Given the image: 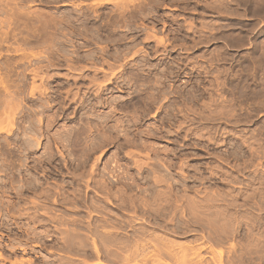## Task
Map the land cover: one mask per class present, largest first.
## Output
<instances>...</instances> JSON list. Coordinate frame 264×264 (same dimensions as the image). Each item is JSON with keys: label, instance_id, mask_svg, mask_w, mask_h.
Listing matches in <instances>:
<instances>
[{"label": "rangeland", "instance_id": "1", "mask_svg": "<svg viewBox=\"0 0 264 264\" xmlns=\"http://www.w3.org/2000/svg\"><path fill=\"white\" fill-rule=\"evenodd\" d=\"M97 1L0 0V126L2 125V130L0 128V194L2 192L0 195V244L2 245V249L0 248V251L2 255H5V258H7L6 254H10V256L8 255L10 260L4 262L0 261V264H10L7 262L20 257L23 259L31 258L35 264L37 261V264H54L53 261H51V263L46 262V255L58 256V254L64 255L66 253L64 256L70 255L73 257L75 254L67 253L63 250H58L47 245L44 246V243H49V241L52 244H56V238H58V236H48L50 238L49 240L47 236V239H45L46 237H34L28 232V230L31 232H39L45 228L44 226L37 225V222L33 223L28 217H26L28 214L32 213V207H29L30 209H28V206L32 205L29 204L31 203L29 202V199L39 198V200H42L43 198L39 197L40 195L37 194L40 190H37L38 192L34 191L30 185V187H27L28 185L24 181L17 182V180H19L18 177L20 176L17 175L19 174L17 170L19 168L25 169L27 166L32 165L36 160L41 158L40 156L43 155L42 157L44 160L46 159L41 163L42 165L40 164L43 168L38 166L37 169L38 174L42 171L40 173L42 176L40 174L39 176L41 178L44 177V181L42 179L41 183L46 182L45 179L47 180V183H43L45 186L51 183L53 185L57 184L56 186L64 183L62 186L56 187L55 192L58 193L60 188L64 187L60 191L65 193L64 197H67L66 202L64 201L63 203L65 206L63 204L57 206V208L59 207V210L56 208L53 212L57 214V211V215H59V212L61 215H66L68 212L67 215H78V217H76L81 219H87L86 216L89 212L92 216H95L96 214L98 215V213L95 214V210L91 211L92 207L90 204L87 205L90 202L88 201L89 199L87 200L88 203H85L87 207L84 209L83 207H85V205L81 207L79 204L81 201H75V194H73L74 196L70 194V192L73 193L72 191L76 190L75 183H71V178L74 173H77V171H74V166L77 161L74 160V157L69 153V149L72 148V154L77 158L80 152L79 148L84 144V137H86L85 133L90 134V132L94 131L93 124H96L98 119L95 116H89L91 119L95 118L92 121L93 123L91 122L89 133L88 131H80L81 133L78 135V140L73 142L71 147H64L61 142L58 143L59 141L52 142L54 143V145H52V151L57 153H55V159L49 160L44 156L46 153L45 146L48 142L47 138L49 135L56 137V134L58 133L65 134L71 132L73 134L77 132V129L80 128V126L81 128H84L87 124L89 126L87 121L90 119L88 114H91V111L86 114L83 113L82 111H86V108H84V110L78 108V102L83 98L81 95L86 94V96H88V93L85 92V90L87 91V88H89V93H91V95H89L90 98L96 94V82L97 84L98 82L100 83V81L104 83L105 81L103 80H106L104 79V72L105 75L107 73V76L111 74L110 72L116 73L117 81L120 85H116V88H114L111 93L105 95L109 101V105L105 104L102 108L96 107L94 110L92 109L93 113L96 112V115L98 114L97 116L99 117L111 113V116L108 118V120H110L109 122L106 121V123H112L111 125H113V123L114 125L116 124L119 126L120 131L125 129V133L124 131H121L122 133L120 132L118 137L115 133L111 134V143L109 142L104 147L92 150L93 160L94 157H98L97 172L99 171V173H101L100 171L103 169L104 162L114 156L119 157V162L123 167L122 163L126 162V160L124 158L121 159L120 157L127 156L129 152L134 153L133 155L134 157L136 156L135 158L137 160L140 159L142 162L148 161L149 156L153 162L154 160L152 157L154 156V150L152 147L157 148L162 152L159 154V157H164L163 159L172 158V161L175 162L174 167H176L171 170L174 179V189L177 191L179 190L178 193L186 194L189 203L194 201L201 205H210L209 209L212 210V215L208 214L211 210L208 211L207 209L208 213L205 211L207 206L204 208V211L200 209V211L197 210L200 215L203 213L202 215H204V218L205 216L209 217V220L210 215L211 218H214L213 213L215 214V211L222 213L223 209L224 211L229 209V211L225 212L226 215L224 217L227 216V218H230L229 224L232 223V228L234 224L233 231L237 228L238 232H233L231 227L228 228V224L226 223L227 219H225L224 225L228 228L227 231L230 229L233 235L229 233L228 238H230L222 239L221 243H217V240H212L214 239V231L212 230H215V226H211L217 222L216 226L218 227V225L222 223V217L219 215V212H216L219 217L217 218L216 216V218L212 220L213 224H203V229L205 231L201 227L200 230H202V233L200 230H196L199 228H192L191 230L194 234L197 233V237L200 233L202 235H205L204 232L206 231L209 233L210 229V231H212L211 236H209L211 232L209 234L206 233V237L204 236L203 239L198 240L204 241V239L206 240V238H208L214 243L216 242L217 244L215 245L213 242L211 243V241L207 242V240L205 243L199 241L198 243L193 237L185 236V234L180 232H168L167 234H164L163 228L159 226L157 227L156 225H153V223L152 225L150 223V226L149 223L145 222L148 225V228L153 227L152 229L154 230L150 231L153 232V234L162 233V235L169 237V239L173 241L176 240L178 243L182 242L183 244L184 242V246L191 247V245L194 246V244L197 246L202 244L204 247L201 249V253L204 259H207L203 262L204 264H216L214 263L215 258H212V261L214 260L212 263L210 260V257H213L210 253L213 249H215L213 251H218L219 249L223 251L224 258L227 257V259L223 260L224 258L222 257V261H229V263L225 264H264V246L256 247V245H259L258 243L260 242V239L264 243V201H262L264 199V12L260 10L264 6V0H176V2L175 0H167L166 3L160 5L158 8L147 9L145 11L146 15L142 18H135L136 24L143 28L145 33L146 30L148 34L151 33L150 35L153 33L154 39L152 36V38L150 37L152 40L150 38L145 39V33L141 35L137 34L138 36H136L135 33L122 27H120V29L115 27V30L108 29L112 27H107L103 23L114 17L112 9H115L116 7H114L112 2H108L105 5H96L98 7L94 5L98 8L99 12H102L98 21H82L79 17L80 10H84L90 5L93 6ZM107 31H109L108 33L110 35L107 34ZM118 33L120 35L125 33L123 35L128 37L125 38L122 36V38L124 37L123 39L121 38L123 42L119 39L120 42L118 43L119 40H115L116 37L118 38ZM157 37L165 39V50L162 48L161 44L156 43ZM120 43H124L123 45L126 47ZM117 49H121L122 52ZM123 51L124 54L126 53V56L123 54ZM115 54L118 55L117 58L119 59L115 57ZM120 54H123L122 57L125 58L121 60ZM123 63H127L124 66V69L122 68L123 66H120ZM114 64H117V66ZM177 67H180V75L178 78H174L171 81V79H168V75L173 69H177ZM135 73L141 74L140 78L142 77L143 80L133 79V74ZM159 79L162 83L158 81ZM92 80H94L95 83H93ZM113 85L115 86V83ZM113 85L111 84L108 86L111 87ZM168 85L173 91L166 95L165 99L163 98V100H161V105L163 106L161 109L162 112L160 111L156 115V113L154 114L152 112L155 110L154 109L148 114L143 115V117H140V103L136 101L138 95L141 96L142 92V95H146L145 93L148 94L149 92L157 91L159 88L162 90L163 88H167ZM32 87H36L34 88L35 90ZM30 91H33V93H30ZM136 92H140L141 94L138 93V95H136ZM72 93L75 94L74 97ZM93 98L94 97L91 98V102H95V99ZM169 104H172V113L176 114L173 118V120H175L173 121L171 119V121L166 120L165 122V108L167 110L166 106ZM48 105L51 106L49 107ZM185 105H189L187 106L189 107L187 121H185L183 113ZM198 114L204 115V118H197L199 117ZM194 116H197L196 118L198 120L196 121V119H194V123L192 122L191 124L189 118H194ZM139 118L142 119L139 120ZM139 121L142 122L138 123ZM179 124L180 128L178 127ZM6 127L7 129L10 127V130L7 131V129H5ZM25 129H27V131ZM30 129L35 135L33 132L30 133ZM26 132V135H29V138L27 137L28 139L32 140L31 137H34L33 140L36 139L39 142V144L33 148L35 150L32 149L33 151L31 148L28 151H25L20 147L25 142H23V140L27 139L25 135ZM81 136L83 137L81 138ZM19 143L21 144L20 146ZM164 148H166V151H163ZM19 149L26 153L21 152ZM15 151L18 152L19 155ZM20 153L23 154L20 155ZM16 154L19 159L16 157ZM252 154H254V156ZM13 159H16L17 161H13ZM34 159L35 161H33ZM48 160L49 162L47 163ZM151 160L148 161V167L155 169L156 165H154ZM92 162L91 159L90 163ZM15 164H17V166ZM48 164L53 165L48 166ZM129 164L130 168H125L124 171L127 172L126 176L129 180L127 179L124 181L132 182L131 179H134L138 168H136L133 163ZM176 164L182 165V168H177L178 165ZM152 165L155 167H152ZM11 167H13V171L15 169L14 172L12 170L9 171L12 169ZM57 167L59 169H57ZM51 168L53 169V172ZM21 173H25V171L23 170ZM59 174H61L63 178ZM258 174L263 177L261 178ZM10 175L11 177H9ZM46 175H50L51 178ZM13 178L14 181L17 179L16 182L13 181ZM41 178H39L40 181ZM260 179H263V183H261ZM62 181L64 182L62 183ZM135 183H137L138 186L135 187L136 191L133 193L141 196L140 187L143 188L146 185L140 184L137 181H135ZM44 185H42V187H45ZM71 185L74 186L73 190H71ZM90 185L92 186V184ZM15 186H17V189ZM119 187L125 188L122 183H117L115 186H111V189L113 188L112 190L115 191L116 188ZM163 187L164 186H162V189H164ZM64 189L66 191H64ZM14 190L18 191L16 192L17 197ZM93 193L94 189H88L89 196ZM19 194L21 198L28 197L22 200L19 197ZM34 194L37 195L38 198H36ZM57 198L59 200L60 196ZM1 199H3V202ZM34 199L31 201H39ZM4 200L7 202L10 201L7 203ZM12 201L13 204L11 203ZM22 201H24L25 204ZM226 201L227 205H229V201H231L230 205L232 202H234V205L227 207L225 206ZM75 202H77L76 204L78 206L75 205ZM10 203L16 207V210L17 206L20 207V213L19 210H17L18 212L15 211L13 213L15 208L13 206L11 207ZM38 203H41V207H44L47 204L44 201ZM118 203L119 200H114V198L107 201L105 212L109 215L106 214L104 216H109L107 218L109 223L105 225V223L100 221V227L105 225L104 228L110 229L111 221L115 223L116 218H118L122 212L124 214L127 213V210L125 211L117 206ZM252 203H254V206ZM26 204L29 205L26 206ZM179 204H182V207H184L186 202H180ZM215 204H218V206ZM249 204L253 206V209L251 206L249 208ZM257 204L258 208L262 205L263 210L257 209ZM48 205L49 204H47V206ZM73 205L74 207L76 206L78 210H81L79 211L80 214L78 211H75L78 214L74 215L75 212H72L74 209ZM66 206L72 207V209L70 210V208H67ZM216 206L217 208H214ZM41 207L39 213L44 211L42 209L43 207ZM61 210L66 211L64 213ZM201 211L203 212L201 213ZM251 211L253 214H251ZM16 212L17 214L19 213V215L15 214ZM139 212L140 211L136 212L132 216L133 223H136L137 226L139 223H137L136 220L146 218L142 212ZM21 213H23V215ZM86 213L87 215H85ZM81 214L84 216L82 217ZM141 214L143 216H141ZM250 214L252 216H250ZM223 215L224 214H222V216ZM245 215L249 217V220L251 218V221L253 220L254 222L252 221L250 223ZM243 217L245 219H243ZM237 219L239 221H237ZM245 220H247V222ZM23 221L26 223H23ZM50 224L53 225L55 223L50 222ZM250 224H252L254 228H252V225L250 226ZM206 225H208L209 228H207V230L205 229L207 227ZM237 225L239 227H237ZM45 226L50 227L49 224H46ZM64 226L65 225L62 224V227ZM210 227L214 229L211 230ZM126 229H129V227L127 226L124 229L121 228V230H118V237L124 236V238H126L127 236L125 235L129 234V231ZM194 229L196 231H193ZM242 233H245L248 237ZM249 233L251 234L249 235ZM187 234H189V232ZM236 234H239L238 237ZM260 236H263V238ZM258 237H260V239H258ZM247 239L249 242L248 245H246L248 242L245 243ZM256 239H258V243H255ZM3 240L8 243V245L13 246V251L9 252L4 249ZM14 240H16V242ZM19 242L22 245L19 244ZM238 242L241 245H239ZM253 243H255V246ZM210 244L212 245L210 246V248L212 247V250L209 248ZM27 245L30 247L28 248ZM20 246L23 248L25 247V250L19 249ZM230 246H234L235 248L231 250ZM240 247L242 248L240 249ZM251 248H253V250H251ZM31 250H33L34 253ZM227 250L230 253V257L227 255ZM235 250H237L236 253L239 256L241 255V258H238L239 260H237L238 256L235 260L233 258ZM23 251L24 253H22ZM231 252H234V254ZM14 253L18 254L15 255ZM240 253H242L244 257ZM75 257H79V255L75 254L73 258ZM241 259H243V261ZM93 260L94 259H89L90 262ZM169 262L175 264L173 261ZM223 262L221 263L224 264ZM105 263L118 264V262L113 263L110 260L105 261Z\"/></svg>", "mask_w": 264, "mask_h": 264}, {"label": "bare ground", "instance_id": "2", "mask_svg": "<svg viewBox=\"0 0 264 264\" xmlns=\"http://www.w3.org/2000/svg\"><path fill=\"white\" fill-rule=\"evenodd\" d=\"M95 1H97V0H95ZM166 1L167 0H98L97 1V3L96 4H93V6H89V7H86L84 10L82 9V10H80V12H79V17L82 19V21H85V22H91V20L94 22V20H97L98 21V18H100V16H101V14H102V12H99L98 11V8H96V7H98V6H96V5H100V4H102V5H105V4H107L108 2H112L113 3V5H114V7H116L115 9H112V11L114 12V17L113 18H111V19H109V20H107V21H104V23L103 24H105V26H107V27H112V28H108V29H113V30H115V27H118L119 29H120V27H122V28H124V29H127V30H129L130 32H133V33H135L136 34V36H138L137 34H143V33H145L144 32V29L143 28H141L138 24H136V22H135V18L136 17H143V16H145L146 15V13H145V11L147 10V9H154V8H158L160 5H162V4H164V3H166ZM169 1H172V0H169ZM178 1V0H177ZM185 1V0H184ZM186 1H189V0H186ZM191 1V0H190ZM218 1V0H217ZM238 1V0H237ZM175 2H176V0H175ZM188 3V2H187ZM221 4H223V3H221ZM96 7H95V6ZM177 6V5H176ZM180 6V5H179ZM224 6V5H223ZM105 7V6H104ZM186 7V6H185ZM225 7V6H224ZM174 8V7H173ZM175 9V8H174ZM177 9V8H176ZM100 10V9H99ZM262 12H264V6H263V8L262 9H260ZM256 11H257V9H256ZM75 17V16H74ZM138 19V18H137ZM74 20V19H73ZM77 20V19H76ZM100 20V19H99ZM96 22V21H95ZM72 23V22H71ZM66 24V23H65ZM103 24H101V25H103ZM188 26V25H187ZM210 26V25H209ZM221 26V25H220ZM81 28V27H80ZM94 28V27H93ZM106 28V27H105ZM117 28V29H118ZM102 29V28H101ZM104 29V28H103ZM116 29V30H117ZM185 29V28H184ZM95 30V29H94ZM107 30V29H106ZM123 30V29H122ZM122 30H120V31H122ZM73 31V30H72ZM98 31V30H97ZM110 31V30H109ZM109 31H107V34H109L108 32ZM112 31V30H111ZM152 31V30H151ZM156 31V30H155ZM114 32V31H113ZM123 32V31H122ZM129 32V33H130ZM150 33V32H149ZM90 34V33H89ZM112 34V33H111ZM119 34V33H118ZM123 34H125V33H123ZM118 35V38L116 39L115 38V40H119V39H121L122 38V36H124V35ZM151 34V33H150ZM150 34H148V32H147V30H146V33H145V35H146V37H145V39L147 38H150L151 36L153 37V39H154V35H153V33H152V35H150ZM156 34V33H155ZM110 35V34H109ZM135 36V35H134ZM125 37V36H124ZM123 37V38H124ZM128 37V36H127ZM127 37H125V38H127ZM151 37V38H152ZM122 38V39H123ZM130 38V37H129ZM150 38V39H151ZM165 38V37H164ZM114 39V38H113ZM121 39V40H122ZM112 40V39H111ZM126 40V39H125ZM152 40V39H151ZM114 41V40H113ZM156 43H158V44H161L162 45V48L165 50V39H163L162 37H157V39H156ZM120 42V40L118 41V43ZM122 42H123V40H122ZM121 45H123L122 43H120ZM123 46H125V45H123ZM134 46V45H133ZM159 46V45H158ZM126 47V46H125ZM125 47H124V49H125ZM128 47V46H127ZM102 49V48H101ZM127 49H129V48H127ZM140 49V48H139ZM138 49V50H139ZM168 49V48H167ZM171 49V48H170ZM117 50H120L121 51V49H117ZM125 51H128V50H125ZM135 51V50H134ZM140 51V50H139ZM152 51V50H151ZM160 51V50H159ZM168 51V50H167ZM118 52V51H117ZM122 52V51H121ZM163 52V51H162ZM160 53V52H159ZM164 53V52H163ZM162 53V54H163ZM221 53V52H220ZM123 54H124V51H123ZM123 54L121 55V57H120V59L122 60L123 58H125V57H122L123 56ZM126 54V53H125ZM124 54V55H125ZM134 54V53H133ZM126 56V55H125ZM164 56V55H163ZM115 57L117 58L118 57V55H116L115 54ZM91 58V57H90ZM213 58V57H212ZM113 59H115V58H113ZM117 59H119V58H117ZM118 63V62H117ZM119 63H120V60H119ZM67 64V63H66ZM110 64V63H109ZM127 64V63H126ZM125 63H123L122 65H120V64H118V65H120V66H123L122 68L124 69V66L126 65ZM108 65V64H107ZM112 65V64H111ZM114 65H116L117 66V64H114ZM80 66V65H79ZM109 66V65H108ZM113 66V65H112ZM111 66V67H112ZM115 66V67H116ZM110 67V66H109ZM114 67V66H113ZM75 68V67H74ZM82 68V67H81ZM117 68V67H116ZM121 68V69H122ZM83 69V68H82ZM92 69V68H91ZM122 69V70H123ZM172 69V68H171ZM180 67H177V69H173L170 73H169V75H168V79H171V81H172V79H174V78H178L179 77V73L181 72L180 70ZM99 70V69H98ZM120 71V70H119ZM118 71V72H119ZM124 71V70H123ZM180 71V72H179ZM100 72V71H99ZM102 72V71H101ZM218 72V71H217ZM103 73V72H102ZM111 74L109 75V76H107V73H106V75H105V72L103 73L104 74V79H106V80H103V81H105L104 83L103 82H101L100 81V83L98 82V84H97V82H96V87H97V91H96V94H94L92 97H94L93 99H95V102H91V98L89 97V95H91V93H89V88H87V91L85 90V92L86 93H88V96H86V94L85 95H81V96H83V98H81L80 100H79V102H78V105H79V107L78 108H80V109H83L84 110V108H86V111H82L83 113H87V112H89V111H91V114L89 115L88 114V117L89 116H95L97 119V122H96V124L94 123L93 125V127H94V131H92V132H90V134H87V133H85L86 134V137H84V144L82 143V141H81V143L83 144V145H81V147L79 148V150H80V152H79V154H78V156H77V158H75V155L74 154H72V148H70L69 149V153H70V155L71 156H73L74 158V160H76L77 161V163L75 164V166H74V171H77V173L75 174H73V177L71 178L70 176V178L72 179V184H74L75 183V188H76V190H73V187L74 186H72L71 185V190H73L72 192L73 193H71L70 192V194H72V196H74L73 194H75V197H74V199H75V201H81L79 204H80V206L81 207H83L84 205H85V203H88L87 202V200L88 201H90L87 205H89L90 204V206L92 207H90V206H88V207H90L92 210L91 211H94L95 210V214L96 213H98V215L96 214L95 216H92V215H90V212H89V214L87 215V213L85 214V215H87L86 217H87V219H85V218H83V219H85V220H83V219H81V218H77L78 217V215H76V214H78L77 212H75V211H81L80 209L78 210L77 209V207L75 208L74 207V205H73V207H74V209L72 210V212H75V214L74 215H76V216H70V215H67V213H66V215L65 214H62L61 215V213L59 212V215H57L58 214V212L56 211V213L57 214H55L53 211H55V209L57 208V206H61L63 203H64V201L66 202V198L67 197H64V195H65V193L64 192H62V191H60L62 188H64V187H62V188H60V190H59V192L57 193V192H55V188L56 187H60V186H62L64 183V181H62V185H58V186H56L55 184V187H54V185L51 183V184H49V185H47V186H45L43 183H47V180L45 179V181L46 182H43V183H41L42 182V179L44 178H41L40 176H39V174L42 172L41 170V172H39V174L37 173V169H38V166H41L42 164V162H44L45 160H44V158L42 157V156H40L41 158L40 159H38V160H36L35 161V159L33 160V161H35L34 163L33 162H31V163H33L32 165H30V166H27L25 169H21V168H19L18 169V167H17V172L19 173V174H17V175H20L19 177H18V179L19 180H17V182L19 181H24V182H26L27 183V187H32L33 188V190L34 191H37V190H40L39 191V193H37V194H39L40 196L39 197H42L43 199L41 200H39V198L37 197V195H35L36 196V198H38V199H34V200H39V201H31V200H33V199H29L30 201L29 202H31V203H29V204H32L31 206H28V209H30L29 207H32V210H31V214H28V216H26V217H28V219H30L33 223H35V222H37V225H40V226H44L45 228L43 229V230H41V231H39V232H31V231H29L28 230V232H29V234L30 235H33L34 237L36 236V237H39V238H42V237H48V236H58V238H56V244H52L50 241H49V243H44V246L45 245H47V246H49V247H53V248H56V249H58V250H63L64 252H67V253H75L76 255L78 254L79 255V257H75V258H73L74 256H75V254H74V256L72 257V256H70L69 254V256H64V255H61V254H58V256H54V255H50V256H47L46 255V262L47 263H51V261H53L54 262V264H106L105 263V261H112L113 263H117L118 262V264H120V263H122V264H171V262H169V261H173L175 264L177 263V264H204L203 262L205 261V259H204V257L202 256V253H201V249H203V247L204 246H202V244L199 246H197V245H195L194 244V246H192L191 245V247H188V246H184L183 244H184V242H183V244H182V242L180 243H178V242H176V240L175 241H173V240H171V239H169V237H167V236H165V235H162V233L161 234H153V232H151L152 230H154V229H152L153 227H150V228H148L147 226V224L145 223V222H147V223H149V225H150V223H151V225H152V223H153V225H156L157 227L159 226V227H161V228H163V230H164V234H167L168 232H180V233H183V234H185V236H190L191 238L193 237L194 238V240H196L197 242L199 241L198 239H203V237L205 236L206 237V233H208V231H206V232H204L205 233V235L203 234H201L202 233V230H200V228L202 227V229H203V224H213L212 223V220H214V218H216V216H217V218L219 217L217 214H216V212H219V211H215V214L213 213V216H214V218H211V213H212V210L211 209H209V207H210V205H201L200 203H196V202H194V201H191L190 203H189V199H187V195L185 196L183 193H178V191L176 190V189H174V179H173V174L171 173V170L173 169V168H175L174 167V165H175V162H173L172 161V158H166V159H163L162 157H159V154L160 153H162L161 151H159L157 148H154V147H152L153 148V150H154V152H153V154H154V156L152 157V159L155 161V163H154V161L152 162V160H151V158L148 156V159L149 160H151V162L154 164V165H156V168L155 169H153V168H149L148 167V165H149V160L148 161H140V159H136L135 157H134V153H130L129 151V153H128V155L127 156H125V157H120L121 159H125L126 160V162H124V163H122L123 164V167L121 166V163L119 162V157H117V156H114L113 158H111V159H108V160H106V162H104V166H103V169L100 171L101 173H99V171L97 172V161H98V157L96 156V157H94V160H93V155H92V150H94L95 148H100V147H104L105 145H107L109 142L111 143L112 141H111V134H116V136L118 137L119 135H120V132L121 131H124V133H125V129L124 130H121L120 131V129H119V126H117L116 124L114 125V123H113V125H111V124H107L106 123V121H108L109 122V120H108V118L111 116V113H107V114H105V115H101L100 117L99 116H97L96 115V112H94L93 113V110L96 108V107H104L105 106V104L107 105L108 103H109V101H108V99H107V97H105V95L106 94H108V93H111L112 91H113V89L114 88H116V85H120V84H118V79H117V74L116 73H114V72H110ZM124 73V72H123ZM220 73V72H219ZM96 74V73H95ZM102 74V75H103ZM122 74V73H121ZM227 75V74H226ZM34 76H35V74H34ZM120 76V75H119ZM140 76H141V74H139V73H135V74H133V79H141V80H143V78L141 77L140 78ZM145 76V75H144ZM33 77V76H32ZM106 77V78H105ZM167 77V76H166ZM247 77V76H246ZM48 79V78H47ZM54 79V78H53ZM93 79V78H92ZM124 79V78H123ZM155 79V78H154ZM33 80V79H32ZM165 80H167V79H165ZM217 80V79H216ZM90 81H91V79H90ZM93 81V83H95L94 82V80H92ZM95 81H96V78H95ZM130 81V80H129ZM158 81H160L161 82V80L159 79ZM164 81V80H163ZM169 81V80H168ZM41 82V81H40ZM122 82V81H121ZM126 82V81H125ZM124 82V83H125ZM156 82V81H155ZM89 83H91V82H89ZM115 83V86L113 85ZM158 83V82H157ZM162 83V82H161ZM34 84V83H33ZM39 84V83H38ZM38 84H36V85H38ZM92 84V83H91ZM113 85V86H108V85ZM122 84H123V82H122ZM94 85V84H93ZM161 85V84H160ZM159 85V86H160ZM226 85V84H225ZM244 85V84H243ZM95 86V85H94ZM126 86V85H125ZM36 87H38V86H36ZM36 87H34V88H36ZM158 87V86H157ZM161 87V86H160ZM33 88V87H32ZM33 88V89H34ZM92 88V87H91ZM95 88V87H94ZM155 88V87H154ZM159 88V87H158ZM162 88V87H161ZM161 88H159L155 93L154 92H149L148 94L147 93H145L146 95H142L143 94V92H142V94L140 93V92H138V93H140L141 94V96L140 95H138V93L136 92V95H138V97L136 98L137 100L136 101H138L139 103H140V109H141V115H140V117H143V115H145V114H148L150 111H152V110H154V111H152L154 114L156 113V115H157V113H159L160 111H161V109H162V105H161V100H163V98L165 99L166 98V95H168L169 93H171L173 90H171L170 89V86L168 85L167 86V88H163L162 90H161ZM45 89V88H44ZM17 90V89H16ZM35 90V89H34ZM91 90V89H90ZM15 91V90H14ZM220 91V90H219ZM33 93V91H30V93ZM43 92V91H42ZM94 92V91H93ZM93 92H92V94H93ZM44 93V92H43ZM42 93V94H43ZM83 93H84V91H83ZM15 94V93H14ZM41 94V93H40ZM73 94V93H72ZM79 94V93H78ZM43 95H45V94H43ZM74 95L75 94H73V97H74ZM34 96V95H33ZM80 96V95H79ZM78 96V97H79ZM80 96V97H81ZM143 96V97H142ZM161 96V97H160ZM262 96V95H261ZM20 98V97H19ZM11 99V98H10ZM71 99V98H70ZM74 99V98H73ZM49 100V99H48ZM72 100V99H71ZM215 100V99H214ZM11 101H12V99H11ZM51 101V100H50ZM49 102V101H48ZM7 103V102H6ZM5 103V104H6ZM16 103V102H15ZM46 103H47V101H46ZM50 103V102H49ZM11 104H13V103H11ZM186 104V103H185ZM188 104V103H187ZM221 104V103H220ZM264 104V103H263ZM14 105V104H13ZM109 105V104H108ZM205 105V104H204ZM252 105V104H251ZM8 106V105H7ZM12 106V105H11ZM10 106V107H11ZM15 106V105H14ZM45 106V105H44ZM49 107L51 106V105H48ZM47 106V107H48ZM187 106H189V105H185V108H184V110H183V113H184V119H185V121H187V119H188V116H189V107H187ZM139 107V106H138ZM167 107V110H166V108H165V115L166 116H164V118L166 117V119H165V122H166V120L167 121H171V119L173 120V118H174V116L176 115V114H173L172 113V104H169V105H167L166 106ZM184 107V106H183ZM6 108V107H5ZM8 108H9V106H8ZM75 108V107H74ZM242 108V107H241ZM14 109V108H13ZM13 109H12V111H13ZM41 109V108H40ZM93 109V110H92ZM115 109V108H114ZM175 109V108H174ZM247 109V108H246ZM9 110V109H8ZM7 110V111H8ZM14 110H16V109H14ZM126 110V109H125ZM218 110V109H217ZM233 110V109H232ZM10 111V110H9ZM108 111V110H107ZM115 111V110H114ZM122 111V110H121ZM180 111H182V110H180ZM179 111V112H180ZM17 112V111H16ZM98 112V111H97ZM110 112V111H109ZM162 112V111H161ZM229 112V111H228ZM5 113V112H4ZM10 113V112H9ZM105 113V112H104ZM115 113V112H114ZM247 113V112H246ZM82 114V113H81ZM6 115V114H5ZM13 115V114H12ZM199 115V117H197ZM196 117L197 118H204V115H200V114H198ZM209 115H212V114H209ZM226 115V114H225ZM201 116V117H200ZM203 116V117H202ZM216 116V115H215ZM226 116H228V115H226ZM195 116H194V118H189V122L192 124V122L194 123V119H196V121L198 120L197 118H196ZM213 117V116H212ZM6 118V117H5ZM9 118V117H8ZM53 118V117H52ZM90 118V117H89ZM163 118V117H162ZM11 119V118H10ZM95 119V118H94ZM94 119H89L88 121H87V123H89V126H88V124L84 127V128H81V126H80V128H78L77 129V132H75V133H69V132H67V133H58V134H56L57 136L55 137H52V135H49L48 136V138H47V143H46V153H45V156L44 157H46V158H48L49 160H52V159H55L54 157H55V153L52 151V145H54V143H52V142H54V141H59L58 143H60L61 142V144L64 146V147H71V144L73 143V142H75V141H77L78 140V138H79V133H81L80 131H88V133H89V131H90V129H89V127H90V125H91V122L94 120ZM131 119V118H130ZM142 118H139V120H141ZM206 119V118H205ZM204 119V120H205ZM209 119V118H208ZM207 119V120H208ZM213 119V118H212ZM37 120H38V118H37ZM52 120V119H51ZM175 120V119H174ZM173 120V121H174ZM46 121V120H45ZM50 121V120H49ZM80 121V120H79ZM184 121V120H183ZM184 121V122H185ZM195 121V122H196ZM202 121V120H201ZM8 122V121H7ZM47 122V121H46ZM113 122V121H112ZM142 122V121H141ZM140 121L138 122V123H141ZM183 122V123H184ZM93 123V122H92ZM186 123V122H185ZM201 123V122H200ZM8 124V123H7ZM10 125H12L11 123H9ZM18 124H19V122H18ZM17 124V125H18ZM47 124V123H46ZM118 124V123H117ZM169 124H170V122H169ZM172 124V123H171ZM95 125H97V126H95ZM119 125H121V124H119ZM129 125V124H128ZM127 125V126H128ZM2 126V125H1ZM0 126V128H1V130H2V127ZM4 126H5V124H4ZM39 126V125H38ZM132 126V125H131ZM180 126V124L178 125V127ZM11 127V126H10ZM10 127L7 129V127L5 128V129H7V131L8 130H10ZM49 127V126H48ZM4 128V127H3ZM28 128V127H27ZM30 128H32V127H30ZM121 128V127H120ZM122 128H124V127H122ZM180 128V127H179ZM29 129V128H28ZM127 129V128H126ZM202 129H204V128H202ZM26 131H27V129H25ZM6 131V130H5ZM255 131V130H254ZM31 132H33V131H31V129H30V133ZM142 132V131H141ZM152 132V131H151ZM28 133H29V131H28ZM29 133V134H30ZM36 133V132H35ZM83 133V132H82ZM122 133V132H121ZM146 133V132H145ZM27 134V132L25 133V135ZM33 134H34V132H33ZM32 134V135H33ZM137 134V133H136ZM147 134V133H146ZM145 134V135H146ZM149 134V133H148ZM31 135V134H30ZM35 135V134H34ZM124 135V134H123ZM127 135V134H126ZM150 135V134H149ZM156 135V134H155ZM45 136V135H44ZM203 136V135H202ZM201 136V137H202ZM29 138V135L27 136L26 135V138ZM75 137V138H74ZM83 136H81V138H82ZM25 138V139H26ZM26 139V140H23V142H24V144L22 145V146H20L21 144L19 143V146L22 148V150H25V151H28L30 148H31V150L34 148V147H36L38 144H39V142L35 139V140H33L34 139V137L32 138L31 137V139L32 140H30V139ZM80 138V139H81ZM116 138V137H115ZM247 138V137H246ZM24 139V138H23ZM38 139V138H37ZM209 139V138H208ZM39 140V139H38ZM113 140V139H112ZM125 140V139H124ZM129 140V139H128ZM246 140V139H245ZM58 143H57V145H58ZM80 143V142H79ZM222 143V142H221ZM258 143V142H257ZM56 145V146H57ZM126 145V144H125ZM144 145V144H143ZM17 146V145H16ZM241 146V145H240ZM18 147V146H17ZM45 147H44V149H45ZM55 147V146H54ZM59 147V146H58ZM123 147V146H122ZM204 147V146H203ZM261 147V146H260ZM3 148V147H2ZM24 148V149H23ZM262 148V147H261ZM10 149V148H9ZM18 149V148H17ZM20 151H21V149H19ZM18 150V151H19ZM33 150H35V149H33ZM32 150V151H33ZM24 151V152H25ZM55 151V150H54ZM56 151H57V149H56ZM163 151H166V148H164L163 149ZM259 151H261V150H259ZM16 152V151H15ZM21 152H23V151H21ZM23 152V153H24ZM96 152V151H95ZM132 152V151H131ZM263 152H264V149H263ZM13 153V152H12ZM17 154H18V152H16ZM22 153V154H23ZM26 153V152H25ZM17 154H16V157H17ZM21 153H20V155H22ZM57 154V153H56ZM126 154V153H125ZM140 154V153H139ZM19 155V154H18ZM59 155V154H58ZM145 155V154H144ZM152 155V154H151ZM253 156H254V154H252ZM262 155H263V153H262ZM27 156V155H26ZM30 156V155H29ZM57 156V155H56ZM129 156V157H128ZM166 156V155H165ZM252 156V157H253ZM22 157V156H21ZM25 157V156H24ZM176 157V156H175ZM263 157V156H262ZM261 157V158H262ZM18 158V157H17ZM36 158V157H35ZM37 158H39V157H37ZM138 158V157H137ZM178 158V157H177ZM249 158V157H248ZM19 159V158H18ZM32 159V158H31ZM91 159H92V163H90V161H91ZM120 159V160H121ZM147 159V158H146ZM242 159V158H241ZM256 159V158H255ZM260 159V158H259ZM16 159H13V161H15ZM23 160V159H22ZM28 161H30L29 159H27ZM49 160L47 161V163L49 162ZM124 160V161H125ZM17 161V160H16ZM19 161V160H18ZM27 161V162H28ZM61 161V160H60ZM182 161V160H181ZM264 161V160H263ZM25 162V161H24ZM67 162V161H66ZM74 162V161H73ZM72 162V163H73ZM184 162V161H183ZM259 162V161H258ZM12 163H15V162H12ZM46 163V162H45ZM44 163V164H45ZM60 163V162H59ZM71 163V164H72ZM129 163H133L134 165H135V167L136 168H138L137 169V173H136V175H135V177H134V179L132 178L131 179V181L132 182H127V181H124V180H127L128 178H127V176H126V174H127V172H124L125 171V168H130V164ZM178 163V162H177ZM180 163V162H179ZM9 164V163H8ZM23 164V163H22ZM41 164V165H40ZM58 164V163H57ZM120 164V165H119ZM129 164V165H128ZM16 166H17V164H15ZM14 165V166H15ZM28 165V164H27ZM51 165V164H50ZM49 164H48V166H50ZM53 165V164H52ZM51 165V166H52ZM176 165H178V164H176ZM259 165V164H258ZM13 166V165H12ZM15 166V167H16ZM19 166V165H18ZM24 166V165H23ZM56 166V165H55ZM6 167V166H5ZM122 167V168H121ZM152 167H155V166H153L152 165ZM7 168V167H6ZM5 168V169H6ZM10 168V167H9ZM12 169H10L9 171H13V167H11ZM24 168V167H23ZM41 168H43L42 166H41ZM46 168V167H45ZM44 168V169H45ZM177 168H182V165H178V167ZM240 168V167H239ZM47 169V168H46ZM50 169V168H49ZM57 169H59L58 167H57ZM57 169H56V171H57ZM69 169V168H68ZM126 169V170H127ZM257 169V168H256ZM255 169V170H256ZM23 170L25 171V173H21V171L23 172ZM43 170V169H42ZM51 170H52V172H53V169L51 168ZM65 170H66V168H65ZM72 170V169H71ZM2 171V170H1ZM9 171H8V173H9ZM14 171H15V169H14ZM13 171V172H14ZM68 171V170H67ZM73 171V170H72ZM5 172V171H4ZM16 172V173H17ZM55 172V171H54ZM58 172V171H57ZM70 172V171H69ZM180 172V171H179ZM208 172V171H207ZM255 172V171H254ZM6 173V172H5ZM7 173V174H8ZM48 173H49V171H48ZM56 173V172H55ZM54 173V174H55ZM63 173V172H62ZM181 173V172H180ZM13 174H15V173H13ZM43 174H46V173H43ZM11 175H12V172H11ZM11 175L9 176V177H11ZM41 176H42V174H40ZM60 176H62L61 174H59ZM64 175V174H63ZM71 175V174H70ZM182 175V174H181ZM259 175V174H258ZM260 175H261V173H260ZM259 175V176H260ZM47 177H50V175L48 176V175H46ZM54 176V175H53ZM132 176V175H131ZM258 176V177H259ZM14 177H15V175H14ZM16 177V178H17ZM257 177V176H256ZM255 177V178H256ZM261 178L263 177V176H260ZM39 178H41V181L39 180ZM51 178V177H50ZM62 178H63V176H62ZM7 179H9V178H7ZM48 179V178H47ZM202 179V178H201ZM257 179V178H256ZM4 180V179H3ZM10 180H11V178H10ZM9 180V181H10ZM16 180L14 181V178H13V181L14 182H16ZM129 180V179H128ZM261 180V179H260ZM259 180V181H260ZM263 180V179H262ZM262 180H261V183H263L262 182ZM43 181H44V179H43ZM135 181H137V182H139L140 184H145L146 186H144L143 188H141L140 187V190H141V196H138V195H136V193H133L134 191H136V188L135 187H137L138 185H137V183H135ZM264 181V180H263ZM60 183V182H59ZM68 183L70 184V182L68 181ZM117 183H122V185L125 187V188H122V187H119V188H116V190L114 191V190H112L111 189V186H115ZM12 184V183H11ZM18 184V183H17ZM16 184V185H17ZM23 184H25V183H23ZM68 184V185H69ZM84 184V185H83ZM90 184H92V186L90 185ZM18 185H20V184H18ZM17 185V186H18ZM30 185V186H29ZM42 185H44L45 187H42ZM51 185H53V186H51ZM67 185V186H68ZM14 186V185H13ZM17 186H15L16 187V189H17ZM24 186H26V185H24ZM81 186V187H80ZM84 186V187H83ZM162 186H164L163 188L164 189H162ZM10 187V186H9ZM159 187H161V188H159ZM11 188V187H10ZM18 188H20V187H18ZM94 189V193L91 195V196H89L88 195V189ZM3 189V188H2ZM15 189V188H14ZM21 190H23L22 188H20ZM30 189V188H29ZM56 189V190H57ZM243 189V188H242ZM12 190V189H11ZM20 190V191H21ZM196 190V189H195ZM18 191H19V189H18ZM17 190L15 191L14 190V192H15V195H16V197H17V194H16V192H18ZM64 191H66L65 189H64ZM138 191V190H137ZM181 191V190H180ZM5 192V191H4ZM3 192V193H4ZM10 192V191H9ZM26 192V191H25ZM28 192V191H27ZM90 192V191H89ZM91 192H93V191H91ZM231 192V191H230ZM31 193V192H30ZM69 193V192H68ZM185 193V192H184ZM263 193V192H262ZM1 194H2V192H1ZM0 194V195H1ZM5 194V193H4ZM22 194V193H21ZM91 194V193H90ZM248 194V193H247ZM26 195V194H25ZM32 195H33V193H32ZM208 195V194H207ZM27 196V195H26ZM58 196H60V199L58 200ZM68 196V195H67ZM223 196V195H222ZM239 196V195H238ZM6 197V196H5ZM19 197L21 198V196H20V194H19ZM28 197V196H27ZM26 197V198H27ZM54 197V198H53ZM56 197V198H55ZM71 197V196H70ZM201 197V196H200ZM209 197V196H208ZM207 197V198H208ZM10 198V197H9ZM19 198V199H20ZM25 197H23V198H21L22 200L24 199ZM25 198V199H26ZM73 198V197H72ZM71 198V199H72ZM112 198H114V200L115 199H117V200H119V203L117 204V206H119L120 208H122L123 210H127L126 212L127 213H121L120 214V216L118 217V218H116V222L114 223L113 221H111L110 222V229H108V228H104L105 227V225L107 224V223H109L108 221H107V218L109 217H106V216H104V215H109L107 212H105V207L107 206V201L108 200H111ZM206 198V199H207ZM21 199H20V201H21ZM74 199H73V201H74ZM206 199H204V200H206ZM209 199V198H208ZM211 199V198H210ZM3 199H1V201H2ZM70 200V199H69ZM107 200V201H106ZM213 200V199H212ZM227 200V199H226ZM231 200V199H230ZM233 200V199H232ZM254 200V199H253ZM4 201H6V200H4ZM10 201V200H9ZM8 201V202H9ZM25 201V200H24ZM24 201H22L23 203H24ZM40 201H44V202H46L47 204H49L48 206H47V204L42 208L40 205H41V203L39 204L38 202H40ZM72 201V200H71ZM207 201V200H206ZM262 201H264V199L262 200ZM261 201V202H262ZM3 202V201H2ZM7 202V201H6ZM6 202H4V203H6ZM7 202V203H8ZM70 202V201H69ZM180 202H186V205H184V207H182V204H179ZM198 202H200V201H198ZM202 202H203V200H202ZM201 202V203H202ZM230 202L231 201H229V205H227V201H226V205L225 206H231V205H234L233 203L234 202H232L231 203V205H230ZM247 202V201H246ZM255 202V201H254ZM6 203V204H7ZM12 204H13V201L11 202ZM10 203V205H11V207L13 206L12 204ZM19 203H21V202H19ZM71 203H73V202H71ZM77 202H75V205H77L76 204ZM196 203V204H195ZM204 203H205V201H204ZM16 204V203H15ZM18 204V203H17ZM25 204V203H24ZM29 204H26V206L27 205H29ZM236 204V203H235ZM254 203H252V205H253ZM256 204V203H255ZM19 205H21V204H19ZM64 205V204H63ZM72 205V204H71ZM215 205H217L218 206V204H215ZM214 205V206H215ZM1 206V205H0ZM7 206V205H6ZM23 206H25V205H23ZM65 206V205H64ZM78 206V205H77ZM116 206V207H117ZM207 206V208H206V210L204 209L205 207ZM217 206L216 207H214V208H217ZM250 206H251V204H249V208H250ZM254 206V205H253ZM253 206H251L252 207V209H253ZM256 206V205H255ZM259 206H260V204H259ZM14 207V206H13ZM22 207V206H21ZM40 207L44 210V211H42V213L40 212L39 213V209H40ZM45 207H46V210H45ZM67 207V206H66ZM65 207V208H66ZM87 206L85 205V207H83L84 209L86 208ZM213 207V206H212ZM15 208V210L13 211V213L15 212V211H17V210H19V209H21L20 207H18L17 206V210H16V207H14ZM23 208V207H22ZM25 208V207H24ZM67 208H70V210L72 209V207H67ZM79 208V207H78ZM83 208H81V209H83ZM222 208V207H221ZM225 208V207H224ZM6 209V208H5ZM11 209V208H10ZM13 209V208H12ZM26 209V208H25ZM28 209H26V210H28ZM41 209V210H42ZM58 210H59V207L57 208ZM61 209V208H60ZM63 209V208H62ZM205 210L206 212H207V209H208V211L209 210H211L208 214H211L210 215V220H209V217H207V216H205V218L206 219H208V220H206L205 218H204V215H202L203 213V211H201V215L199 214V212H197V210ZM227 209V208H226ZM255 209V208H254ZM257 209H260V210H263L262 209V205H261V207L260 208H258V204H257ZM25 210V211H26ZM88 210V209H87ZM199 210V211H200ZM251 210V209H250ZM8 211H9V209H8ZM24 211V212H25ZM30 211V210H29ZM29 211H27V212H29ZM61 211H63L64 213H65V211L64 210H61ZM138 211H140V212H142L143 213V215H145L146 216V218H140V219H138V220H136L137 221V223H139L138 224V226L136 225V223H133V220H132V216L136 213V212H138ZM223 211H224V209H223ZM223 211H222V213H220L219 215L222 217H220L221 218V220H222V223L220 224V225H218V227L216 226V224H217V222H216V224H213L211 227H213V226H215L214 228H215V230H212V229H214V228H211V230L212 231H214L213 232V236H214V239H212L213 241H215V240H217V243H221V240L222 239H225V238H228V234L230 233V234H232L233 235V233H231V231H230V229H229V231H227V229L228 228H232V223H230L229 224V219L230 218H227V216L226 217H224L226 214H225V212L226 211H229V209L228 210H225L224 211V213H223ZM253 211V210H252ZM252 211H251V214H253L252 213ZM18 212V211H17ZM17 212L15 213V214H17ZM23 212V211H22ZM62 212V213H63ZM88 212V211H87ZM139 212V213H140ZM235 212V211H234ZM19 213H20V210H19ZM19 213L17 214V215H19ZM30 213V212H29ZM49 213H51V214H49ZM53 213V214H52ZM85 213V212H84ZM102 213V214H101ZM249 213V212H248ZM247 213V214H248ZM22 215H23V213H21ZM27 214V213H26ZM48 214V215H47ZM79 214H80V212H79ZM222 214H224L223 216H222ZM250 214V216H252ZM140 215V214H139ZM142 214H141V216H143ZM206 215V214H205ZM255 215V214H254ZM256 215H258V214H256ZM261 215V214H260ZM9 216V215H8ZM21 216V215H20ZM19 216V217H20ZM81 216L83 217L84 215H82L81 214ZM209 216V215H208ZM224 217V218H223ZM245 217L246 218H248L247 220H249V217L248 216H246L245 215ZM15 218H16V215H15ZM18 218V217H17ZM136 218H138V217H136ZM219 218V219H220ZM254 218V217H253ZM13 219V218H12ZM225 219H227L228 220V222H227V220H226V223L228 224V228L224 225L225 224ZM240 219V218H239ZM243 219H245L244 217H243ZM243 219H242V221H243ZM255 219H256V217H255ZM11 220V219H10ZM17 220V219H16ZM26 220H27V218H26ZM29 220V221H30ZM247 220H245L246 222H247ZM18 221V220H17ZM21 221V220H20ZM100 221H102L103 223H105V225L104 226H99L100 225ZM138 221H141V222H138ZM231 221H232V219H231ZM234 221H236V220H234ZM237 221H239L238 219H237ZM241 221V220H240ZM250 223L253 221H251V218H250ZM11 222V221H10ZM50 222H53V223H55V224H53V225H51L50 224ZM214 222V223H215ZM219 222V221H218ZM254 222V221H253ZM255 222H256V220H255ZM12 223V222H11ZM17 223V222H16ZM23 223H26V222H24L23 221ZM32 223V224H33ZM243 223H244V221H243ZM21 224V223H20ZM46 224H49V226L50 227H46L45 225ZM62 224L63 225H65L64 227H62ZM116 224V225H115ZM240 224V223H239ZM246 224V223H245ZM253 224V223H252ZM252 224H250V226L252 225ZM256 224V223H255ZM260 224V223H259ZM2 225H3V223H2ZM1 225V226H2ZM23 225V224H22ZM21 225V226H22ZM150 225V226H151ZM230 225V226H229ZM24 226H25V224H24ZM27 226H28V224H27ZM29 226H32V225H29ZM35 226V225H34ZM33 226V227H34ZM129 227V229H126V230H128L129 231V234H127V235H125V236H127L126 238H124V236H119L118 237V233H119V231L118 230H121V228L122 229H124V228H126V227ZM207 227L205 228L206 230H207V228H208V225H206ZM241 226H242V222H241ZM99 227H100V229H99ZM236 227V226H235ZM237 227H239L238 225H237ZM16 228V227H15ZM24 228V227H23ZM161 228H158V229H161ZM192 228H199V229H196V230H200L201 231V235L199 234V236L197 235V237H196V234H194V232H192L191 230H192ZM233 228H234V224H233ZM233 228H232V231H233ZM248 228V227H247ZM251 228V227H250ZM252 228H254L253 227V225H252ZM256 228V227H255ZM3 229V228H2ZM7 229H8V227H7ZM18 229V228H17ZM19 229H20V227H19ZM193 230V231H196V230ZM209 229V228H208ZM236 230H234V231H236V232H238L237 231V228H235ZM151 230V231H150ZM157 230V229H156ZM204 230V229H203ZM250 230V229H249ZM11 231V230H10ZM34 231V230H33ZM205 231V230H204ZM212 231H210V229H209V233L211 232V234L209 235V236H211L212 235ZM233 231V232H234ZM254 231V230H253ZM13 232V231H12ZM189 232V234H187V233ZM216 232V233H215ZM250 232V231H249ZM25 233V232H24ZM154 233H156V232H154ZM159 233V232H158ZM208 233V234H209ZM12 234V233H11ZM171 234V233H170ZM243 234V233H242ZM248 234V233H247ZM251 233H249V235H250ZM264 234V233H263ZM10 235V234H9ZM172 235V234H171ZM178 235V234H177ZM234 235H235V233H234ZM237 235V234H236ZM239 235V234H238ZM238 235H237V237H238ZM243 235H245V233L243 234ZM8 236V235H7ZM178 236H180V235H178ZM246 237H248V235H245ZM15 237V236H14ZM16 237H17V234H16ZM22 237V236H21ZM47 237L45 238V239H47ZM208 237V236H207ZM236 237V236H235ZM234 237V238H235ZM242 237V236H241ZM261 238H263V236H260ZM260 237H258V239H260ZM20 238V237H19ZM38 238V239H39ZM210 238V237H209ZM230 238V237H229ZM228 238V239H229ZM243 238V237H242ZM14 239H16V238H14ZM23 239H24V237H23ZM48 239L50 240V238L48 237ZM252 239V238H251ZM250 239V240H251ZM258 239H256L255 241V243H258L257 241H258ZM192 240V239H191ZM206 240H207V242H209V241H211V243L213 242L212 240H209L208 238H206ZM205 239H204V241H199V242H203V243H205V241H206ZM232 240V239H231ZM234 240V239H233ZM4 241V240H3ZM12 241V240H11ZM15 242H16V240H14ZM237 241H239V240H237ZM254 241V240H253ZM5 242V241H4ZM36 242V241H35ZM40 242V241H39ZM196 242V243H197ZM198 242V243H199ZM207 242H206V244H207ZM223 242V241H222ZM225 242V241H224ZM248 242V239H247V241L245 242V243H247ZM260 242H261V245H260ZM260 242L258 243L259 245H256V247L257 246H260V247H262V245L264 246V243L262 242V240L260 239ZM214 243V242H213ZM216 242L214 243V245L215 244H217ZM255 243H253V245L255 244ZM263 243V244H262ZM19 244H21L20 242H19ZM19 244H18V246H19ZM30 244V243H29ZM188 244V243H187ZM206 244H204V245H206ZM229 244H231V243H229ZM238 244L239 245H241L239 242H238ZM249 244V242L246 244V245H248ZM22 245V244H21ZM33 245V244H32ZM39 245V244H38ZM232 245H233V243H232ZM16 246V245H15ZM14 246V247H15ZM28 246V245H27ZM27 246H26V248H27ZM196 246V247H195ZM210 246H212L211 244L209 245V248H210ZM236 246V245H235ZM255 246V245H254ZM0 247H1V245H0ZM4 247H5V244H4ZM10 247H12V246H10ZM20 247H22V246H20ZM19 247V248H20ZM30 246H28V248H29ZM207 247V246H206ZM231 247V250H233L235 247L233 246H230ZM250 247V246H249ZM255 247V248H256ZM6 248V247H5ZM212 248V247H211ZM210 248V250H212ZM221 248V247H220ZM242 247H240V249H241ZM2 249V248H1ZM0 249V250H1ZM7 249V248H6ZM14 249V248H13ZM230 249V248H229ZM263 249V248H262ZM23 250H25V247L23 248ZM213 250H215V249H213ZM211 251L210 253H211V255H213V257H210L211 259V263L214 261V263H216V264H220L221 262H223L222 261V257L224 258V254H223V251L221 250V249H219L218 251ZM231 250H229V251H231ZM251 250H253V248H251ZM250 250V251H251ZM29 251H30V249H29ZM28 251V252H29ZM31 251H33V250H31ZM40 251V250H39ZM205 251V250H204ZM236 251L237 250H235V255H234V260H235V258L237 257V260H239L241 257V255L239 256L237 253H236ZM7 252V251H6ZM9 252H10V250H9ZM27 252V251H26ZM227 252H228V250H227ZM252 252V251H251ZM254 252V251H253ZM21 253V252H20ZM24 253V252H23ZM33 253H34V251H33ZM47 253H49V252H47ZM208 253V252H207ZM231 253H233L234 254V252H231ZM4 254H5V252H4ZM15 254V253H14ZM18 254V253H17ZM17 254H15V255H17ZM45 254V253H44ZM230 253L228 252V254L227 255H229ZM240 254H242V253H240ZM7 255V258H5L4 256L5 255H2L1 254V251H0V261H2V262H4V261H6V260H10L9 259V257H8V255L10 256V254H6ZM12 256H13V254H12ZM242 256L244 257V255L242 254ZM254 256V255H253ZM17 257V256H16ZM45 257V256H44ZM228 257H230V255L228 256ZM240 257V258H239ZM242 257V258H243ZM36 258V257H35ZM34 258V259H35ZM41 258V257H40ZM212 258L214 259L213 261H212ZM239 258V259H238ZM13 259V258H12ZM11 259V260H12ZM89 259H94L93 261H89ZM225 259H227V257H225L223 260H225ZM231 259V258H230ZM37 260H38V258H37ZM207 260V259H206ZM233 260V259H232ZM231 260V261H232ZM242 261H243V259H241ZM259 260V259H258ZM42 261V260H41ZM242 261H241V263H242ZM260 261V260H259ZM235 262V261H234ZM240 262V261H239ZM7 263H10V264H35L34 263V261L31 259V258H27V259H23V258H15L14 260H12V261H10V262H7ZM37 263H38V261H37ZM36 263V264H37ZM208 263V262H207ZM224 264L225 263H229V261L228 262H223ZM222 264V263H221ZM232 264V263H231Z\"/></svg>", "mask_w": 264, "mask_h": 264}, {"label": "flooded vegetation", "instance_id": "3", "mask_svg": "<svg viewBox=\"0 0 264 264\" xmlns=\"http://www.w3.org/2000/svg\"><path fill=\"white\" fill-rule=\"evenodd\" d=\"M3 242H4V241H3ZM4 244L6 245L5 247L7 248V249H6V248L4 247V249H5V250H8V251L10 250V252H11V251H13V246H12V247H10V245H8V243H6V242H4ZM0 245H1V244H0ZM0 248H2V245H1V247H0ZM19 249H21V250H22V249H23V247H20ZM23 252H24V251H23ZM23 252H22V253H23Z\"/></svg>", "mask_w": 264, "mask_h": 264}]
</instances>
